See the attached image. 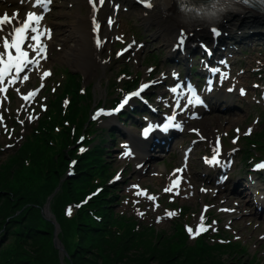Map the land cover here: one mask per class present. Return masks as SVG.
<instances>
[{
  "label": "rangeland",
  "instance_id": "374dc122",
  "mask_svg": "<svg viewBox=\"0 0 264 264\" xmlns=\"http://www.w3.org/2000/svg\"><path fill=\"white\" fill-rule=\"evenodd\" d=\"M65 1L66 0H56L55 4H62L63 6L57 5L54 13L56 14L58 12H66L69 14L68 17L73 16V9L75 6H72L70 8L69 6H67V4L72 5V3H68L67 1ZM136 9L137 8H135L134 10ZM61 18L65 20V22L69 20L67 19L66 15L61 16ZM233 21H235L231 22L233 25L231 27L233 34L242 36L245 30L242 21L237 22L236 19H233ZM256 21L259 23L261 20ZM70 23L71 20L68 21V25ZM141 23L142 22L140 21V19L132 20V23H130L128 26V38H131L132 36L139 37L141 35V37L145 39V48H143L145 50V56L148 53H151L157 58H160L165 50H163L162 41L159 40V37L157 35L153 34L156 32L154 23L150 25V28L144 27L140 30L138 29V26ZM253 30L254 31L252 32L245 33V36L248 37L249 41H251L249 46H235L238 48L233 54L234 61L239 62V65H237V69H242L245 72V76L242 78V81L247 82V79L251 76V80L249 82L253 84L245 87V91L246 93H249V96L245 99H240L241 103L250 104L251 108L248 112L242 115H234L233 113L229 114V116H231L230 123L224 121H219L215 124L203 123L207 125V130L210 131L211 135L224 132H229L230 135L236 134V131L234 129L232 130L233 127L240 126V128L243 130V128L247 125H250L248 129H252L251 133L264 131V126L262 125L264 123V30L260 28ZM101 31L106 37V41L103 45L104 54L102 55L103 66H106V69L103 70V75L99 78L101 83L100 93H98L97 91L98 88L95 87L96 80L87 83H84V81L82 80L81 84H79L80 81L78 80L76 85L73 84L76 90H78L80 86L81 88L87 87L86 89L90 87V92L92 94L91 106L90 103L82 104V109L85 112L88 110V108L93 109L94 104L98 102H105L106 105L109 106V103H111V100L113 99V95L126 83V81H136L138 78L139 82L145 77L140 75L142 72H144L142 71L143 54L141 53L136 56L137 63L133 60H126V54L128 53V51H126L121 57L112 56V53H108L107 50L111 48L114 49L119 45H116L115 42L112 43V32L110 30L102 28ZM115 32L116 26L114 27V33ZM258 33H260V35L254 36V34ZM227 41H229V39H227ZM159 50L162 51L161 55L157 54ZM54 55L55 54H53L52 58L47 64L48 68L54 69L53 78H51L48 83L49 92L51 87H57V82H59L60 84L63 83V78L59 75L60 72H65L68 75L77 74L75 70L71 69L67 65L57 63L54 60ZM122 60H124V63L127 65L128 70L125 77H121L120 80H116L117 76H120V73L123 72V70H121L124 66L123 62H121ZM159 62L160 61H157L155 63V65L157 66L156 72L163 68L159 64ZM129 75L130 77H128ZM38 89L40 94L43 88H41L40 86ZM60 90L61 86L57 88L55 94H59ZM49 92L46 90V96L51 98L52 95L49 94ZM256 101L260 102L259 106L255 104ZM221 115L225 114L221 113ZM206 117H208L209 119L217 117L218 120L227 118L226 116ZM255 117H258L259 121L256 125H253L252 121ZM234 119H241L243 121V124L233 125L235 124L234 122H232ZM195 123L196 125H198L201 123V120ZM42 124L43 121L41 120L38 121L37 126H34L35 124L29 125L25 123V125L23 126L24 132L22 135L27 134L28 128L30 126H34V129L37 130L42 126ZM18 129H20V127ZM248 129H246V132L248 131ZM17 134L21 133L18 132ZM115 139L116 140L112 144H110L114 145V147L113 154L110 155L111 159L109 161L108 158L98 159L96 157H88L84 155V152L81 151L82 148L80 150L78 149V147L80 146V139H78L76 135H72L70 133L65 139L62 140V145L64 148L60 152L61 155L54 154L52 157H50L46 164L41 166L42 171L33 173L32 176L34 177V179L29 181H20L21 175L27 174V168L24 169L22 168V166H20L19 169H14V175L12 173V175L8 176V178L2 174L5 170L4 167L6 165L0 162V221H3V223H5L6 220L10 219L11 217H17L14 220V223L9 227V231L17 228L20 233L24 234L25 232H27L25 227L30 211L37 213L38 218L33 219V217L35 216L34 215L32 216L31 221L34 224H37L42 232H37L34 238L40 239V243L43 246L47 245V248L45 249L46 254H55V260L57 261L58 257L60 260L63 258V256L57 255V253L61 252V249L59 247L64 250L63 246H65L70 252H73L75 249V245L73 244L71 235L72 226L69 225V220L62 218V209H64V206L66 205H68V207H72L75 210H84L91 208L92 210L90 211L94 212L96 215L97 230L94 232L93 236L89 237L86 230L82 228L84 224H79L77 226V228L81 227L80 229H77V238H79L77 245L80 246L81 252L75 253L77 254L76 259H72L75 254L71 255L68 261L69 264H81V262H85L86 264H101L102 262H106L107 264H117L121 260H124L123 256L119 253H115L113 257H111L110 255L107 256V254L103 252L101 244L104 247L113 250H115L116 248L120 249L122 246H124V249L127 252H132L137 250L138 248H142L143 246H145V240L149 237L153 239L155 238V240L158 241H162L163 248L165 250H169V248H171L172 252H178L177 248L175 247V243L172 242L173 233L170 234V232L172 231L171 226L168 222L164 221L166 219V215L160 212L162 211V209L160 207H143L138 210V212H134L133 215V213H130V209L127 206L129 203H127L126 206L124 203L126 202L127 198H132L131 195L129 194L130 196H126V190H123L120 193L117 187L123 186L125 189H129L128 186L132 181L141 179L146 182L147 188L149 189V194L159 192V190L162 191L165 188V184H170L172 180H175V177H172L171 175L174 171H176L175 166H177L180 162H174L172 159L166 162L165 159H160L152 161V163L150 164H142L141 167H139V170H135L134 161L120 162L122 159L123 148L122 146H118V141H121L122 137L117 135ZM17 140L18 142L16 143V141L11 137L10 141H15V145L19 146L23 139L18 138ZM184 141H186L185 144H181ZM8 142L9 140L6 139V137L2 134L0 138V146H4V144ZM187 142L188 139L180 137L177 140V148L185 149L188 146ZM240 142L244 144V141L240 140ZM57 144L58 143L56 141L53 142L54 146ZM35 146L36 148H40L39 144H36ZM197 149H202V145H199ZM12 151V149H8L5 147H3V149H0V161H3L9 154L13 153ZM110 151L112 152V150ZM158 153L159 152H157L156 155H158ZM203 154H205V152L194 156V158H191V167H196V163L200 161ZM8 159L14 160L16 163L19 157L10 156ZM107 162L112 163L111 168H113L114 171L108 169L109 165ZM70 169L76 170V176L72 180H69L70 176H68ZM117 169H121V172L116 173L115 171ZM201 169V166L198 165V171L200 173ZM165 170L167 171V177L165 175L161 183L159 179L152 178L153 175L161 173ZM151 172L152 175H150ZM124 173H126V175H124ZM190 173L193 174L192 172H190V170H182L179 177L186 178L189 181ZM118 174L120 176L118 180H122L123 185L120 182H116L113 186V191L115 192V194H117L116 200H120L121 203L110 207L109 205L107 206L105 203H103V201H101L97 207L95 198L101 194L89 185L92 184V179L95 177H99V180H109V182H112L113 180H116ZM10 179L11 181H13V185L11 187L7 186ZM195 182L196 185H198L200 184L201 180L195 179ZM152 187H154L153 190H151ZM30 191L39 195L38 197L44 207V221H42L43 216L41 214V209H37L38 205L36 203H32V205L30 206H28L30 203H25L26 199H29ZM222 195L225 194H217V196ZM163 197L164 196H162V199ZM195 198L196 205L194 203V206L190 210V213L193 212L194 215H197L200 204L202 202H208L213 199V197H211L210 195L200 197L199 194H196ZM227 205L233 208L232 204ZM5 206L16 208V211L11 215L8 214L5 216L3 213V209ZM141 212L144 214L140 215L139 213ZM242 212L235 213L234 215H229L228 217H223V220L219 222V230H222L219 232V236L224 240L231 239V241L234 243L231 250H235L234 253L239 254V259H242V261H244L242 257L243 251L239 250L240 246L238 242H241L242 244L249 247L250 257H252L253 254H256L257 256H260L259 260L263 262L264 240L258 239V236L260 234H264V230L261 227L257 226L256 221L250 223V220L253 219L250 218V216H244ZM89 213L90 212H86L85 216H87ZM118 213L133 215L134 218L131 222L125 221ZM209 214L213 215L214 209L209 211ZM192 216L193 214H189L188 218L191 219ZM151 218L157 220L159 218V221H163V223L160 225H156L153 223V221H151ZM245 219L250 220H248L247 223H244ZM47 221H50L52 225L54 224V226L48 228V225L46 223ZM10 222L12 221H9V223ZM151 222L153 224V227L149 226V223ZM230 223H233L231 231H226L224 227H228ZM45 227L46 230L44 231ZM55 227L57 229V233L59 232V229L61 230L60 236L55 235ZM53 230L54 233L52 239ZM100 230L103 232L101 235H99ZM210 231H214V226L211 227ZM46 232L48 233L46 234ZM29 233L30 235H33V232ZM211 235L213 237V234ZM238 236H240L239 240ZM44 238L45 240H43ZM6 239L7 236L3 238L1 247H3V245L5 244ZM87 240H89V244L87 243ZM12 241L14 240L11 239V242H8V248L13 244L16 245L17 241H14L13 243ZM182 244V247H186L184 248V251L186 252V260L191 259L195 256H199L197 252L192 253V249H190L191 245L190 243H188L187 239H185ZM222 244L224 245L225 243ZM24 248L25 246L22 245L15 250L7 251V254L15 255L17 253L20 255L19 257L24 256L26 260L30 261V264H48L45 263L40 258V256H38V253L36 251L24 250ZM77 249L79 250V248ZM167 252L168 255L170 254L173 257H179L178 253L172 255L171 253H169V251ZM168 255L167 257H163L162 259L164 262L171 263L172 261H174V259L172 257H169L170 255ZM254 260L259 263L256 258H254ZM245 262L247 263V261ZM153 263V260L149 262V264ZM49 264H55V262H51Z\"/></svg>",
  "mask_w": 264,
  "mask_h": 264
},
{
  "label": "bare ground",
  "instance_id": "6f19581e",
  "mask_svg": "<svg viewBox=\"0 0 264 264\" xmlns=\"http://www.w3.org/2000/svg\"><path fill=\"white\" fill-rule=\"evenodd\" d=\"M70 3H72V6H75L73 11H74V15L69 17V21L71 20V23L69 25H67L64 28L59 29V33L60 36L55 35V41L60 45H53L51 48L46 47L47 48V54L51 55L54 52H56L55 57H56V62L57 63H61V64H65L68 67H70L71 69L76 71V75L78 76V78L82 77L84 79V82L87 83L89 81H92L93 79L97 78V71H102L104 70V66L101 63V53L97 52L95 50V39L97 36V32L98 30L94 31V25H93V19L95 16L96 21L100 24L102 23H106L109 24L108 21L109 19L112 20L111 24L114 23H120L121 22V18L122 17H126V15L131 16L129 17V19H127L126 22H123L119 27L118 30L116 32V38L120 39L123 38L125 39L126 35H127V25L129 23L132 22V20L136 19V17L141 13V8H139L137 10L136 13L132 12V9L129 8L128 4H123L120 5L119 3H117V0H105L103 5L99 4V0H96V8L95 11L93 9V6L89 3V0H69ZM151 4L152 6L150 8H146V12H149V14L147 15L149 18H151V20H156L154 23L155 24H166L167 23V18L170 17L169 16V12H172V7L173 4L171 2V0H151ZM61 15H63V13H60ZM240 14L245 15L244 17V21H243V25L246 28L249 29H263L264 30V13H259V12H255L254 10H248V11H242L240 12ZM262 14V15H261ZM60 15V16H61ZM254 15H257L256 19L253 18ZM228 17H233V15H228ZM142 18V17H141ZM256 20H261L259 23ZM261 23V25H260ZM55 24H59V23H55ZM68 24V23H67ZM117 24V25H118ZM16 25V23L14 24ZM13 25V26H14ZM12 26H10L6 32H0V36H6L10 31H11ZM163 28V27H162ZM160 27V29L155 32L154 34L157 35L159 37L160 41H163V43L165 45H168V43L171 40V36L173 31L170 29L167 33L164 32V30L166 28L162 29ZM168 28V27H167ZM202 35H205V33L203 31L199 32ZM195 35H198V33H196ZM256 35H260V33L258 34H254V36ZM203 40H206L205 42H209L207 40V38H202ZM238 39L239 41V37L238 38H234L233 40ZM232 39L230 40V42L233 41ZM242 41H245L243 43H247L248 45L251 43V41H249V39H244ZM210 43V42H209ZM238 43V42H236ZM236 43H234L233 45H236ZM47 45V44H45ZM62 45V46H61ZM164 45V46H165ZM2 47V46H0ZM166 49H168L165 46ZM197 47H194L193 49H195ZM229 48V52L231 50H233L235 47L231 46L228 47ZM227 48V49H228ZM235 50V49H234ZM32 57H35V53H32ZM158 55L162 54V51H158L157 53ZM166 57L167 58H174L168 61L165 60L163 61L162 65L166 66V67H170L172 66V68L174 69L175 72L180 71V61H182L181 58L177 57V51L173 52V54H171L168 50L166 51ZM30 58V57H29ZM171 61V62H170ZM154 63V56L151 53H148L145 56V62L142 65V71H144L146 68H148L149 66H151ZM44 65L45 62L42 61V59H40V66L39 68H36V73L35 75L38 77H42L43 72H45L46 70L44 69ZM34 66V65H33ZM102 73H100L101 75ZM99 75V76H100ZM70 76H69V80H70ZM153 88V85H150L149 88L145 91H149V94L151 95L153 90H151ZM161 89V87H160ZM144 92V91H143ZM183 96V95H181ZM230 97H232V100L230 101V103H228V106L226 108V110L228 112H233V110H236L238 112H234L235 115H242L244 114V112L248 111L250 109L249 105H245L244 109H240L241 108V101L237 98V92L233 91L231 93H229ZM132 102L133 103H137V99L132 98ZM50 107L54 108V112H53V117L54 118H60L61 117V111H60V106L58 104H53L50 103L49 104ZM217 108V105H216ZM185 110L187 111V116L191 115V114H198V113H202V115H205L201 110L199 109H193L192 104L189 105L187 104ZM103 115H100L98 118H101ZM104 117L109 118V116H106L104 114ZM114 120L116 122V124H121L124 121V117L122 116V114H117L114 116ZM203 122L202 124H200L198 127L201 128V132L205 135V136H210L207 135L208 130H207V125L203 124L205 123V120H208L209 122L207 123H216L217 119L214 120H209L206 117H203L201 119ZM213 121V122H211ZM227 121L230 123V119H227ZM232 122H234L235 124L233 125H242L243 121L241 119H234ZM116 124H102V123H97L96 121H94L91 124L90 129L94 130L96 132V134L94 136H92L89 139L90 145L88 148L87 153L88 154H92V155H98V156H106L109 151H105V147H108L113 138H112V134H121V129L116 126ZM191 126V131L195 130V126L190 125ZM220 127V126H219ZM121 135H124L123 133ZM98 136H105L103 139L98 138ZM133 136V134H132ZM214 137V136H213ZM132 141L133 147H129L130 150H134L136 152L139 153L138 156H136V160H138L136 163H139L140 161H145L147 158L149 157V159H153V154H155V150L157 149L158 146H155L154 148L151 147V143H146V144H142L139 141H136L135 137H132L130 139ZM15 149V147H12ZM248 153H252V150H248ZM34 155V156H41L43 153L41 152H31V151H26V150H19L17 155ZM231 159L233 161V163H238V161H240V155L239 153H233L231 155ZM149 163V161H148ZM244 167L243 169H247L249 167L248 163H243ZM237 168V166H236ZM214 171V176L215 175H220L221 171L220 169L221 166H217L215 168ZM137 170V169H136ZM261 177H264V175L262 173H260ZM202 181H210L213 182V179L208 178V177H202L201 178ZM227 184H234V185H238L241 187H244V178L241 175H236L234 177H229L227 179ZM224 187V186H223ZM190 189L193 190H197V186H190ZM228 193H231V196H229L228 194L222 195V196H215L213 198V202L217 203V204H222V205H227V204H232L234 209H238L240 208V200L242 199L243 201H248L249 203H251L248 199H245V197L243 198V196H241L239 194V192L237 191H233L230 190L228 191ZM195 203V198H191V200H187L185 197L181 196L180 200H178V204L184 208H192L194 206ZM253 210V207H252ZM12 212V211H10ZM256 212V214H255ZM262 211H252V215L254 217L261 215ZM264 215V214H263ZM262 221L264 222V219H262ZM202 239L204 238L203 235Z\"/></svg>",
  "mask_w": 264,
  "mask_h": 264
},
{
  "label": "snow or ice",
  "instance_id": "6c2138e0",
  "mask_svg": "<svg viewBox=\"0 0 264 264\" xmlns=\"http://www.w3.org/2000/svg\"><path fill=\"white\" fill-rule=\"evenodd\" d=\"M52 0H33V7H41L45 10L47 9V6L51 4ZM105 0H99V4L103 5ZM138 3H141L144 7L150 8L152 6L151 0H137ZM89 3L93 6V9L95 11L96 8V0H89ZM16 20V25L12 26L11 31L6 36H0V93H6L8 91L9 87H13L16 85L17 81L23 80L27 81L29 77L27 75H24L21 77V73L25 72V69H27L30 65H34L37 68L40 66V59H47L46 56V45L43 43L44 38H51V31L47 29H43L41 27V22L43 20L42 15H38L35 12L29 11L27 13L26 18L23 21H20L17 19L16 14H13L12 17H9L7 14L3 16V18H0V32L4 31V27L6 25H11L12 20ZM109 25H111L112 20L109 19L108 21ZM93 25H94V31L99 30L100 24L96 21L95 16L93 19ZM31 34V35H30ZM217 35L219 33H216ZM25 42H28L27 49H25L24 45ZM184 44V36L181 34V36L178 38V46H183ZM96 46L99 48L102 46V41L97 36L96 39ZM131 47V46H129ZM124 51H127L125 49ZM30 52L35 53L34 58L30 57ZM123 51L120 53H117V55H122ZM50 75L49 72L45 71L43 72V75L41 77V80L43 81V78H46ZM43 82L41 83V88H43ZM148 84H144L140 87L139 91L132 94V96H139L146 88H148ZM17 92H19V89H16ZM231 90V89H230ZM173 93L177 92V89L174 87L171 89ZM39 94V89L29 91L26 95L22 96V99L27 103L31 104L36 96ZM241 94L244 95L245 92L242 89ZM193 99L188 100V104L191 105L193 102L197 105L201 104L202 101L196 96L195 93L192 94ZM6 98V97H5ZM131 97L126 98L115 111H120L129 101ZM41 110H46V107L44 105H41ZM34 111V110H33ZM19 115V110H18ZM102 115L101 112H97L96 116L99 117ZM38 117L29 114L27 119L29 122L33 121L34 119H37ZM95 118V117H94ZM2 117H0V122H2ZM175 117H170V123L169 127L171 125V121H174ZM21 125H23L24 121H19ZM176 127H179L177 124ZM239 131V130H237ZM252 132V129H248V131L245 133L250 134ZM199 134V133H197ZM143 135L147 138L149 135V131L147 129L144 130ZM219 143V142H218ZM233 143H236V140H233ZM81 151H84L82 148ZM124 155L131 156L132 153L130 151H125ZM220 155V147L217 146L214 149V154L211 160H206V163H215L219 164L220 160L217 158ZM258 168L264 167V165H258ZM182 171V170H178ZM120 178L119 174L117 175L116 179L118 180ZM174 185L176 187V193L178 192L179 187V181H175ZM172 186L165 189V192L172 191ZM203 191V190H202ZM144 195H147L145 192ZM148 199L155 201L157 198L153 196H148ZM158 207V205H157ZM205 211H207V206L205 207ZM71 208L68 209L67 214L71 215ZM140 215H143L144 213H139ZM177 213L175 212H166V215L168 217L175 216ZM159 222V218L158 221ZM208 229L204 226V216L203 214L200 217V225L196 228L195 232L191 227L186 226V231L189 233V235L194 239L196 236L200 235L202 231H207Z\"/></svg>",
  "mask_w": 264,
  "mask_h": 264
},
{
  "label": "trees",
  "instance_id": "16d2710c",
  "mask_svg": "<svg viewBox=\"0 0 264 264\" xmlns=\"http://www.w3.org/2000/svg\"><path fill=\"white\" fill-rule=\"evenodd\" d=\"M70 82L74 85L77 84L78 81V76L77 75H71L70 76ZM22 158L23 156H19L18 161L15 163L14 167L9 168L6 170L5 175L6 176H11L12 173L14 174V169H19L20 166L22 165ZM32 219V215L30 214L28 216V219L26 221V224L28 225H35L37 226V224H33V222L31 221ZM33 219H35V217H33ZM45 240V238L43 239ZM40 239L35 238L34 240L31 241L30 244H25V248L24 250H30V251H36L38 254H42L43 256L41 257V259L45 262V263H51L49 262L52 258V255H45L44 251L47 248V245L43 246L40 243ZM146 244L145 246H143L142 248H138L135 251L132 252H127L124 249V246H122L120 249H108L106 247H104L102 244V248H103V252H105L107 254V256H111L113 257L115 255V253H119L123 256L124 260H121L119 263L117 264H149L150 261H154L153 264H246L245 261H242V259H239V254H235V250H221L218 251L216 253H201L199 256H195L191 259L186 260L185 256L186 254H179L178 252H172L171 248H169V250H165L163 248V243L162 241H158L155 240V238H147L145 240ZM173 242V240H172ZM22 250V251H24ZM169 251V253H171L172 255L175 254H179V257H173L167 254ZM167 255L169 257H172L174 259V261H172L171 263H167L163 261V257H167ZM20 256V255H19ZM161 256V257H160ZM20 260L19 264H27V262H25V257H19L18 258ZM75 259V258H72ZM76 264V263H74ZM101 264H107L105 263H101Z\"/></svg>",
  "mask_w": 264,
  "mask_h": 264
}]
</instances>
